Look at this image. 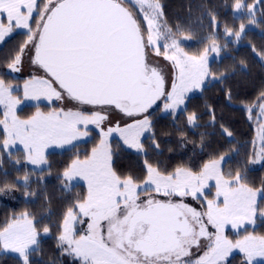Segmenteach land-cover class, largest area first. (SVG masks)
I'll return each instance as SVG.
<instances>
[{"label": "snow or ice", "instance_id": "obj_1", "mask_svg": "<svg viewBox=\"0 0 264 264\" xmlns=\"http://www.w3.org/2000/svg\"><path fill=\"white\" fill-rule=\"evenodd\" d=\"M125 2L0 0V41L13 28L27 29V40L21 45L19 54L12 58L9 68L19 71L23 54L31 45L33 62L50 77L26 81L25 97L62 100L66 94L80 104L101 106L89 114L58 111L44 115L38 112L27 120H19L14 113L19 103L12 96L15 89L0 79V105L7 109L5 119L0 120L6 133L5 148L10 142L19 140L28 153V160L40 165L45 162L43 149L49 144H67L87 136L88 132L81 131L80 125L100 127L106 119L102 114L104 106H114L129 115L140 114L166 95L165 110H175L184 103L186 92L200 86L208 71V49L199 56L183 52L182 41L170 30L162 32L157 24L160 5L156 0H137L138 13L126 8ZM234 7L240 10L244 5L237 0ZM253 7L248 5L249 13ZM139 13L143 14L142 20ZM5 14L6 24L3 22ZM34 19L35 28L31 25ZM243 31L244 25H241L240 31L235 33L238 39ZM161 40L166 41L162 53ZM149 48H154L156 55L163 54L178 70V83H173L171 92L165 93L161 74L150 66ZM211 50L217 51L216 46ZM195 119V115L188 116L190 123ZM150 128L151 123L145 116L124 128H109L107 132L101 129L100 144L93 148L92 154L84 160L73 161L65 170L63 176L68 181L75 177L87 181L88 194L67 209L58 237L61 247L66 244V251L74 255L79 264H225L233 248L245 253L246 264H252L254 257H264V237L246 236L233 244L223 235L226 224L236 228L244 221L254 223L257 192L241 183L239 172L225 179L220 172V161H210L199 173L186 168L162 173L145 162L147 175L143 186L132 176L121 178L112 170L106 138L117 131L125 144L141 150L140 137ZM262 158L264 144L251 162H259ZM211 179L216 181V199L207 200L205 212L184 203L152 198L138 203L139 191L147 190L148 186H154L157 193L163 192L165 196L198 199L206 195L204 189ZM220 197H223L222 206ZM260 215L264 216V210ZM81 216L87 218V231L77 239L74 224ZM207 225L216 229L214 239ZM43 231L47 233L49 229L45 227ZM37 235L33 220L24 214L0 231V244L18 253L23 264H30V249L37 243ZM204 237L211 244L193 261L191 248L199 247Z\"/></svg>", "mask_w": 264, "mask_h": 264}, {"label": "trees", "instance_id": "obj_2", "mask_svg": "<svg viewBox=\"0 0 264 264\" xmlns=\"http://www.w3.org/2000/svg\"><path fill=\"white\" fill-rule=\"evenodd\" d=\"M244 1L245 9L256 0ZM156 2L160 5L162 28L176 37H189L182 45L186 52L198 54L210 43L220 45V58L208 65V73L217 80L188 97L181 110L160 113L157 105L148 110L146 115L151 128L150 134L141 141L143 153L126 149L113 137V171L121 178L130 175L136 183H141L147 175L145 162L162 173L180 167L197 172L205 162L227 156L224 173L233 178L239 172L241 183L259 189L257 208L261 209L264 206V162L255 167L249 163L256 122L255 110L249 109L264 102V0H259L253 16L244 11L235 15L233 9L237 0ZM241 25L244 31L238 39L235 33L240 31ZM26 34L16 31L7 38L0 45V58L7 49L10 53L7 51L6 55H11L10 48ZM0 75H3L1 71ZM42 107L43 104L25 105L16 113L25 119ZM190 115L196 117L191 123ZM3 117L0 110V120ZM4 140L0 124V189H3L0 191V231L17 216L27 214L38 233L45 227L49 229V234L39 236L36 246L30 250V264H79L78 259L64 252L58 237L67 209L83 200L87 191L83 184L66 188L62 174L73 160L89 155L95 146L94 138L49 152L47 166L42 169L28 165L20 148L6 152ZM259 222L253 231L264 236V220ZM0 264H23V261L1 253ZM225 264H246V260L235 253Z\"/></svg>", "mask_w": 264, "mask_h": 264}, {"label": "rangeland", "instance_id": "obj_3", "mask_svg": "<svg viewBox=\"0 0 264 264\" xmlns=\"http://www.w3.org/2000/svg\"><path fill=\"white\" fill-rule=\"evenodd\" d=\"M258 2H259V0H256L254 3L248 4V5H253L254 6L253 7V11L251 13H249L248 7H246L245 9L242 8L240 10H237L234 7L233 13L235 15H238L240 12L244 11L246 14L253 16L255 8L258 5ZM241 3L244 5L245 1L241 0ZM125 6L130 11H133V12L135 11V12L138 13L139 5L137 3V0H126ZM159 12H160V16H159V19L157 20V24L159 25V27H160L162 32L166 31L165 33H167L168 30L162 28L161 10L160 9H159ZM139 18L142 20V18H143V14L142 13H139ZM37 19H38V17H37ZM3 22L5 24L7 23L6 14L3 17ZM31 25H32L33 28L36 27V20L35 19L33 21H31ZM144 26H145V28L147 27L146 24ZM16 31H25V33H27V29L13 28V31L10 34L6 35L5 38L2 41H0V45L7 38H9L11 35H13L14 32H16ZM26 37L27 36H25V37H23L21 39L18 38V40H16V44L13 45V47L10 48L11 49V55H8L10 53V50L7 49L6 52L8 51V54L6 55V52H5L4 55L0 58V60H1V62H0V71H1V74H3V75H0V79H3L6 84H10L13 87V89H15L12 92V96H13L14 99L19 101V103H17L15 105V108H14V113H15L16 118L19 119V120H27V119L33 117L34 115H36L38 112L42 113L44 115H47L48 113H51V112H58V111H64V112H67V111H73V112L82 111L85 114H89L91 111L99 110V108H90L88 105L80 104V103H77V102H75L73 100H70L66 94L64 96V99H62V100H57L55 98H52L51 100H49L48 98H46L44 96H41L39 99H33L31 97L26 98L25 94H24V84H25V82L30 80V79H32V78H34V77L43 78V74L39 70L35 69L33 67L32 63H31L32 46L29 45V47L25 50V52L23 54L24 58H22V63L20 64V65H22V73L21 74L24 75L25 78H23V79H21L19 81H17V80L14 81L8 75H6V74H4L2 72L3 67L5 65H8L7 62L12 61V57H14L15 55H17L19 53V49L21 47L20 45L22 44V42L25 40ZM177 38L180 41H182L181 44H180L181 49L183 50V52L187 53L189 56H199V55H201V54H203L205 52L204 51V52L198 53V54H193V53L186 52L185 48L182 45L186 43V40L189 39V37L181 36V37H177ZM165 43H166V41H164V40L159 41V44L161 46V53L163 52V45ZM213 45L216 46L217 51H212L211 50ZM206 49H208V52H207V68H208L209 63L212 60H217V59L220 58V52H219L220 45L215 44V43H210ZM147 59L149 60L151 66L157 68L158 72L161 74V76H162V78L164 80L165 93L171 92L173 83L174 82L178 83V80H177L178 70L175 68L173 62L165 59L163 54L156 55V52H155L154 48H149L147 50ZM27 75L29 77H27ZM215 80H217V78L214 77V76H211L208 73V71H207V73L205 74L204 78L200 81V86L199 87H192L188 92H186L185 96H184V103L179 105L175 110H171V109L165 110L164 105L168 101H167L166 95L162 96V98L156 104L157 107L160 110V113H166V112H169V111L176 112L178 110H181L183 108V106H184V104L186 102V99L188 97H190L191 95L199 92L200 89L204 85H206L207 83L215 81ZM38 104H43V107L42 108H38L36 110V112L31 117L25 118V119L18 117V115L16 113L18 109L22 108L25 105H38ZM261 105H264V102L262 104L258 103L254 107H250L249 106L250 107L249 111L255 110L253 116H254V119L256 120L255 126H254V136H253V152H252V156H251L250 161H249L251 167H255V166L260 165L261 163L264 162V158L260 159L259 162H256V163H252L251 162L252 160L256 159V153H258L260 151L261 144H264V139H262V126H264V108H262ZM0 110L3 111V114L7 111V109L3 105H0ZM117 111H119V110H117ZM121 114H122V112L119 111V115H121ZM145 116H147V115L144 114V116L139 118V120H142ZM4 119H5V115L3 117V120ZM8 119H9V121H11V116H9ZM148 119L150 121L149 117H148ZM136 121H138V120L137 119L133 120V124ZM127 123H129V120L128 121H124L122 123V126L126 127L127 125H131L132 124V123L127 124ZM1 127H2V129L4 131V126L2 124H1ZM124 127H122V128H124ZM79 128H80L81 131H85L86 130L88 132V135L87 136L78 137L77 139L72 140L70 143H67V144H49L47 147H45L43 149L45 162L40 164V165H33L28 160V153H27L24 145L22 143H20L19 140H15L14 142H10L9 145L6 148L4 147V143H3V147H4L6 152L14 150V149H17V148L22 149L24 151L27 164L30 165L34 169H42V168H45L47 166V154L49 152H51V151H61V150H64L66 148L71 147L75 143H79V142L85 141V140L90 139V138H94V140H95V146L93 148H96L100 144V141H101V135L100 134L92 132L90 129L85 128L84 125H80ZM4 133H5V131H4ZM113 133L114 132H112L106 138L107 139V147H108V150H109L110 154H111V146L113 145L112 143L114 142L113 137L117 138L119 140V142L121 143V145L123 147H125L126 149H129V150H131L133 152H137V153H143V146H142L141 150H138V149H135V148H131L127 144L124 143V140L120 136L119 132L114 133V135H113ZM149 134H150V130L145 131L144 133H142V135L140 137V141H142V139L144 137H146L147 135H149ZM5 138H6V133H5ZM91 154H92V151L89 153L88 156H90ZM87 157H85L83 159H79V160H84ZM226 157L227 156H223V157H219L217 159H213V160H210V161H214V160L215 161H220V172H221V174L224 176L225 179H231L232 177L226 176V174L224 173L223 165H224V161L226 160ZM73 161H75V160H73ZM210 161L205 162L201 166L200 170L195 172V173H199L202 170L203 166L205 164L209 163ZM72 162L69 164V166L72 164ZM111 164H112V160H111ZM68 167L66 169H68ZM180 168H183V167H180ZM62 177H63V180H64L63 181L64 182V186L66 188L70 187L73 184H83L85 186L87 194H88V184H87V181H85L84 179H82L80 177H75L71 181H68L63 176V174H62ZM145 179H146V177H145ZM145 179H144V181H145ZM144 181L141 182V183H137V184L143 186L144 185ZM207 185H208V187H206L204 189V192L206 193V195L200 196L198 199H194L192 196H187V197H180V196H175V195H173V196H165L163 194V192L157 193L155 191V189H154V186H148L147 190L139 191V193H138V197H139L138 203L143 204L148 198H152V199H155L157 201H163V202L184 203V204H187L188 206L196 209L197 211L205 212L206 211L207 200L208 199H216V191H217L216 181L214 179H211V180L207 181ZM252 189L257 192V203H258V198L261 195V191L259 189H254V188H252ZM219 202L221 203V206H222L223 197L219 198ZM262 210H264V206L261 209L257 208V213H256V215L254 217V223H249L248 221H244L240 226H238L236 228H233L230 223H229L230 226L227 225V224L224 225L223 235L228 240H230L233 244H235L237 241H242L246 236L264 237L262 235L255 234L254 231H253V229L256 227V225L258 223H260L259 221L264 220V216L260 215V212ZM22 216L23 215L17 216L12 221H10L8 223V225L13 223L16 219H18V218H20ZM86 221H87V218L81 216L80 219L75 222V224H74V232H75V236H76L77 239L79 238L80 235L84 234L87 231V222ZM4 229H2L1 231H3ZM207 230L212 235V238L214 239L215 235H216V229L213 226H211V225H207ZM48 234H49V232L45 233L44 231H42L41 233H38L37 241L39 239V236H43L44 237V236H47ZM210 244H211V241L207 237L201 238L200 239V246L199 247L193 246L191 248V253H192L191 259L193 261H195L200 256H202L208 250V247L210 246ZM35 246H36V244L31 246V249H33ZM63 248H64L63 250H64L65 253H69L68 251H66V248H67L66 244L63 246ZM1 253L11 254V255L19 257L18 253H15V252H12L10 250L4 249L2 244H0V254ZM235 253L241 254L244 257V259L247 261V257L245 255V253L241 252L239 248H233L230 251L229 255L227 256L226 260L230 256H232L233 254H235ZM70 255L73 256L74 258H76L74 255H72V254H70ZM261 263H264V257L257 256V257H254L252 259V264H261Z\"/></svg>", "mask_w": 264, "mask_h": 264}, {"label": "flooded vegetation", "instance_id": "obj_4", "mask_svg": "<svg viewBox=\"0 0 264 264\" xmlns=\"http://www.w3.org/2000/svg\"><path fill=\"white\" fill-rule=\"evenodd\" d=\"M22 58H24V57H22ZM10 63H11V61L7 62L8 65ZM8 65H5L2 69V72L4 74L8 75L13 80H20V79L24 78V75L21 74L22 73V65H21V71L17 75H14V73H12L10 70L7 69ZM150 66H151V64H150ZM102 114L106 116V119L101 123L100 127H97L94 124H89L87 126V128L90 129L94 133L100 134L101 129H103L105 132H107L109 128H112V129H116L117 127L122 128V127H124V126H122V123L124 121L129 120V123H133V120H136L135 119L136 116H133V115L127 116L124 114L119 115V111H117L113 108L106 107V106L103 108ZM129 123H127V124H129ZM113 132L116 133L117 131H113ZM114 133H113V135H114Z\"/></svg>", "mask_w": 264, "mask_h": 264}, {"label": "water", "instance_id": "obj_5", "mask_svg": "<svg viewBox=\"0 0 264 264\" xmlns=\"http://www.w3.org/2000/svg\"><path fill=\"white\" fill-rule=\"evenodd\" d=\"M125 6V5H124ZM126 7V6H125ZM127 8V7H126ZM33 58H34V48L32 47V51H31V63L36 67V69L37 70H39L42 74H43V78H45V79H50V77H48L47 76V73L44 71V69H42L39 65H37V64H35L34 62H33ZM18 68H19V71H15V72H13L10 68H9V65L7 66V69L8 70H10L12 73H14V75H17V74H19L20 73V70H21V65H18ZM56 87H57V89L59 90V86L58 85H55ZM70 98V97H69ZM71 99V98H70ZM77 102V101H76ZM153 106V105H152ZM151 106V107H152ZM106 107H114V106H106ZM115 108V107H114ZM116 109V108H115ZM117 110H119V109H117ZM119 111H121V110H119ZM122 112V114H124V115H127V116H129V114H127V113H125V112H123V111H121ZM135 114V113H134ZM134 114H132V115H134ZM141 114V113H140ZM138 115V114H137Z\"/></svg>", "mask_w": 264, "mask_h": 264}]
</instances>
